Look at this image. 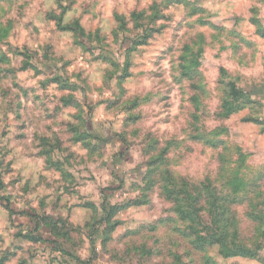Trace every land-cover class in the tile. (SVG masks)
Masks as SVG:
<instances>
[{
	"label": "rangeland",
	"instance_id": "obj_1",
	"mask_svg": "<svg viewBox=\"0 0 264 264\" xmlns=\"http://www.w3.org/2000/svg\"><path fill=\"white\" fill-rule=\"evenodd\" d=\"M0 264H264V0H0Z\"/></svg>",
	"mask_w": 264,
	"mask_h": 264
}]
</instances>
